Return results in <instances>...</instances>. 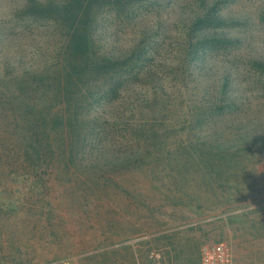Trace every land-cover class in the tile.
Masks as SVG:
<instances>
[{
  "label": "rangeland",
  "instance_id": "rangeland-1",
  "mask_svg": "<svg viewBox=\"0 0 264 264\" xmlns=\"http://www.w3.org/2000/svg\"><path fill=\"white\" fill-rule=\"evenodd\" d=\"M202 2L233 16L253 10L250 0ZM200 4V0L140 4L139 16L154 24V39L161 42L166 36L170 45L169 54L147 53L146 63L156 65L163 57L176 55V43L183 40L182 24L189 25L204 12ZM19 5L18 0H0V25L9 36L4 39L8 59L28 60L34 55L40 62L48 60L56 54V29L49 22L34 25L21 20L15 11ZM224 26L229 30L230 25ZM261 28L228 56L231 63L224 67L230 69L228 88L237 108L212 122L191 117L178 124V131L165 135L162 131L156 136L114 135L107 127L113 122L111 107L94 105L83 118L87 121L83 147L67 159L59 134L51 132L37 146L27 143L26 119L46 108L45 98L35 102L29 116L30 110L17 99L4 105L0 264L61 259L71 264H154L152 252L160 254L162 264H199L202 245L218 241L228 244L233 264H264V71L253 64L264 62ZM126 33L124 28L110 39L119 42L129 38ZM97 37L103 40L104 35ZM133 38L142 40L137 31ZM102 40L98 45H107ZM241 93L247 98L243 107L238 106ZM190 95V89L177 93L172 105L181 102V110L189 111ZM115 111L121 119L132 113Z\"/></svg>",
  "mask_w": 264,
  "mask_h": 264
},
{
  "label": "trees",
  "instance_id": "trees-1",
  "mask_svg": "<svg viewBox=\"0 0 264 264\" xmlns=\"http://www.w3.org/2000/svg\"><path fill=\"white\" fill-rule=\"evenodd\" d=\"M18 1L15 11L19 18L34 25L51 23L59 42L56 54L43 62L34 55L27 56L30 61L23 57L8 59L4 45L8 30L0 25V109L17 99L19 105L30 110L29 116L36 108L35 102L45 98L46 108L26 119L27 143L37 146L51 132L59 134L67 159L83 147L87 131L83 118L94 105L111 107L113 122L107 127L114 135L124 132L156 136L161 131L165 135L178 131V124L191 117L212 122L216 117L229 116L237 104L230 97L231 73L224 65H230L228 56L242 49L245 41H250L254 32L264 26V0H250L253 10L238 16L207 8L200 0L204 12L196 14L189 25L182 24L183 40L176 43V55L163 57L154 65L146 63L144 56L161 51L169 54L170 45H166V36L161 42L156 41L154 24L139 16V6L145 0ZM223 25H230L229 30ZM124 28L129 38L119 42L110 39ZM136 31L142 40L133 38ZM231 31L235 33L232 35ZM98 33L104 35L103 40L97 37ZM100 40L107 45H98ZM253 64L264 71V62ZM187 89L191 91L187 98L189 111L184 112L178 106L181 102L172 105L171 99ZM245 101L247 98L241 93L238 106L243 107ZM119 108L132 113L121 119L114 112ZM4 113L7 114L5 109ZM137 114L141 117L138 120L134 117Z\"/></svg>",
  "mask_w": 264,
  "mask_h": 264
},
{
  "label": "built area",
  "instance_id": "built-area-1",
  "mask_svg": "<svg viewBox=\"0 0 264 264\" xmlns=\"http://www.w3.org/2000/svg\"><path fill=\"white\" fill-rule=\"evenodd\" d=\"M151 259L154 264H162L159 253L152 252ZM46 264H71L69 260H54ZM199 264H233L230 248L226 242L218 241L203 244L200 251Z\"/></svg>",
  "mask_w": 264,
  "mask_h": 264
},
{
  "label": "crops",
  "instance_id": "crops-1",
  "mask_svg": "<svg viewBox=\"0 0 264 264\" xmlns=\"http://www.w3.org/2000/svg\"><path fill=\"white\" fill-rule=\"evenodd\" d=\"M205 244V243H204ZM132 259V258H131Z\"/></svg>",
  "mask_w": 264,
  "mask_h": 264
}]
</instances>
